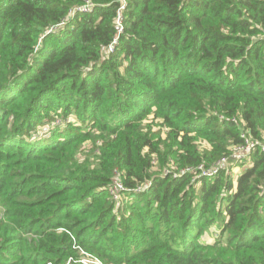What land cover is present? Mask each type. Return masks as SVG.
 I'll return each instance as SVG.
<instances>
[{
	"label": "trees",
	"instance_id": "16d2710c",
	"mask_svg": "<svg viewBox=\"0 0 264 264\" xmlns=\"http://www.w3.org/2000/svg\"><path fill=\"white\" fill-rule=\"evenodd\" d=\"M120 4L0 0V264H264L261 146L186 169L264 140V0Z\"/></svg>",
	"mask_w": 264,
	"mask_h": 264
},
{
	"label": "built area",
	"instance_id": "2783aa9c",
	"mask_svg": "<svg viewBox=\"0 0 264 264\" xmlns=\"http://www.w3.org/2000/svg\"><path fill=\"white\" fill-rule=\"evenodd\" d=\"M120 7L117 12V17L115 19V25H117V28L121 30L120 26L121 25V13L124 5H125V0H120ZM95 4L90 2V1H85L79 5H76L72 7L69 12L67 18L69 20L74 17L77 13H86L90 12L93 10ZM67 19H62L61 22H59L57 25H62L65 23ZM57 26H53L52 28L48 29V32L56 29ZM264 34V32H263ZM115 41H113L109 46L105 48L104 51L109 52L112 51L113 46H114ZM220 118H222L220 116ZM241 137L243 138V142L239 143L237 145H233L230 148V152L227 156L221 158L219 161H217L214 165L210 167H205L203 165L197 166L195 169L194 168H186L187 170H190L194 173H196L195 177H212L216 173H218L220 170H226V171H234L237 167L236 165L239 164L240 162H244L245 160L247 161L250 155V152L254 149L255 145L258 143L261 146V149L264 151V140L261 142L254 141L253 139L247 137L244 133H241ZM184 172V171H181ZM148 186V183L145 185V187ZM114 189H122V186L120 183H115L114 184ZM142 188H137V190H141ZM114 199H119L120 195L117 194V192L114 190ZM82 262L84 264H104L100 259L94 257V258H83Z\"/></svg>",
	"mask_w": 264,
	"mask_h": 264
},
{
	"label": "rangeland",
	"instance_id": "374dc122",
	"mask_svg": "<svg viewBox=\"0 0 264 264\" xmlns=\"http://www.w3.org/2000/svg\"><path fill=\"white\" fill-rule=\"evenodd\" d=\"M245 161H246V160H245ZM243 163H244V162L242 161V162H240L239 164H237V165H236L237 168H236L234 171H236L237 173L240 172V171H242V169H243V167H242ZM209 232H210V235H211L212 237H214L215 230H214V229H210Z\"/></svg>",
	"mask_w": 264,
	"mask_h": 264
}]
</instances>
